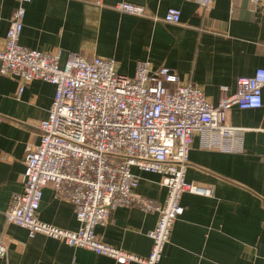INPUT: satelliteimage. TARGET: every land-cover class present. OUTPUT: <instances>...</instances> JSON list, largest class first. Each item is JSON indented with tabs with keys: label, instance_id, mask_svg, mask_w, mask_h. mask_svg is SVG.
I'll use <instances>...</instances> for the list:
<instances>
[{
	"label": "crops",
	"instance_id": "obj_1",
	"mask_svg": "<svg viewBox=\"0 0 264 264\" xmlns=\"http://www.w3.org/2000/svg\"><path fill=\"white\" fill-rule=\"evenodd\" d=\"M120 2L144 6L150 16L119 13L114 5ZM15 6V0H0V50ZM169 8L180 11L179 24L163 21ZM19 44L56 55L61 66L71 53L86 60L112 58L116 71L127 77L134 75L138 61H148L153 70L167 67L181 85H196L215 106L235 93L238 78L264 69V0L258 6L248 0H213L208 11L199 0H101V5L32 0ZM19 86L16 78L0 75V236L9 239L0 264H116L43 235L29 238L25 229L6 223L12 195L23 192L26 150L39 143V124L47 119L54 97V87L39 80L25 84L18 95ZM262 100L261 109L232 107L228 113L227 124L245 130L241 152L206 148L200 136L194 137L185 180L212 187V195H182L184 212L158 264H264V87ZM132 172L138 178L136 193L164 204L167 190L161 177L136 168ZM36 216L60 229L79 227L73 206L55 198L51 185L43 188ZM156 222V213L120 207L109 223L95 228V235L144 258Z\"/></svg>",
	"mask_w": 264,
	"mask_h": 264
},
{
	"label": "built area",
	"instance_id": "obj_2",
	"mask_svg": "<svg viewBox=\"0 0 264 264\" xmlns=\"http://www.w3.org/2000/svg\"><path fill=\"white\" fill-rule=\"evenodd\" d=\"M248 1L258 6L262 0ZM15 2L0 50V75L20 82L18 95L25 84L39 80L54 87V97L47 119L39 124V143L26 150L23 192L12 195L6 223L25 229L29 238L43 235L116 264H158L172 227L184 212L182 195H212V187L185 180L194 137L200 136L206 148L241 152L245 130L229 126L228 113L232 107H263L264 69L238 78L235 93L214 106L196 85H181L175 71L153 70L148 61H138L132 77L119 74L112 58L86 60L71 53L61 66L56 55L19 44L26 5L32 0ZM94 3L101 5V0ZM212 3L199 0L206 11ZM114 9L150 16L146 7L127 2L117 3ZM163 21L179 24L180 11L169 8ZM260 131L264 148V127ZM133 168L161 177L167 190L164 204L136 193L138 178ZM47 185L55 198L73 206L79 224L76 231L37 219ZM120 207L157 214L156 225L148 233L152 244L147 257L106 245L96 237L95 228L109 223ZM8 242L7 236H0V259L6 257Z\"/></svg>",
	"mask_w": 264,
	"mask_h": 264
}]
</instances>
